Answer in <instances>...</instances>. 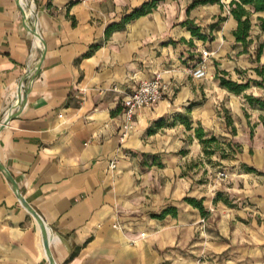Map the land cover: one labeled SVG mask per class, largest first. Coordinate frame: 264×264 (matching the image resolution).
<instances>
[{"label":"crops","instance_id":"1","mask_svg":"<svg viewBox=\"0 0 264 264\" xmlns=\"http://www.w3.org/2000/svg\"><path fill=\"white\" fill-rule=\"evenodd\" d=\"M22 1L28 21L18 0H0V126L24 85V101L0 130V163L50 227L56 264H264V112L244 98L264 97V83L236 95L216 78L262 80L259 27L245 51L227 6L188 15L191 0H162L109 33L152 0ZM219 16L227 19L212 31ZM186 20L209 39L193 37ZM207 48L215 54L209 76L194 79ZM156 75L163 100L137 111L121 141L124 98ZM198 127L225 138L215 160L236 174L211 180ZM167 208L177 213L154 217ZM0 264H50L40 225L1 169Z\"/></svg>","mask_w":264,"mask_h":264},{"label":"trees","instance_id":"2","mask_svg":"<svg viewBox=\"0 0 264 264\" xmlns=\"http://www.w3.org/2000/svg\"><path fill=\"white\" fill-rule=\"evenodd\" d=\"M162 0H152L150 2L144 3L139 8H136L126 16L121 24L111 26L108 29V32L110 33L112 30L116 28H121L124 26L125 23L135 20L139 17L146 16L153 12L158 6ZM218 4L222 9L227 6L230 15L234 18V20L237 22V27L233 31V36L235 37L236 43L241 44L244 46L245 51L248 48V46L251 44V31L253 28V19L254 16L257 15V22L258 27L262 34L264 35V16H261V14H264V0H230L228 4L223 3V0H191L190 4L187 7V14L190 15L193 10H195L199 6H205V5H214ZM226 17L219 16L217 18V21L214 22L209 26V28L213 30H219L220 26L223 22L226 21ZM183 26L188 27V30L191 32L192 36L203 41H207L209 39L208 36L202 34V28L197 26L193 20H186L182 23ZM211 41H214V37L212 36ZM264 54V42L261 43L257 50V59L260 61L261 56ZM201 59L198 61L200 62ZM255 72L259 77H261V81L258 80H252L249 79L246 83H239L237 81L232 80L229 77V73L226 71H218L216 78L220 81V85L227 89L229 92L234 93L236 95L242 94L244 91H246L251 83H254L255 85L262 86L264 83V63L261 64L258 68L255 69ZM242 73V72H241ZM247 102L253 106V107H260L261 109H264V100L255 98L251 95L245 96ZM230 123V122H229ZM264 124V122H263ZM187 126L191 128V123H187ZM196 137L200 140V142L204 146V153L206 155H211L213 151L208 150L209 147L215 143H218V139L215 136H209L205 133L204 129L201 127L196 128ZM229 155V154H228ZM226 157V156H224ZM249 172H255L256 170L254 168H245ZM191 205L199 208L202 212L204 211L202 202L187 198L186 200ZM177 209L176 208H167L161 212V214L154 215L155 218H164L169 214H176Z\"/></svg>","mask_w":264,"mask_h":264},{"label":"built area","instance_id":"3","mask_svg":"<svg viewBox=\"0 0 264 264\" xmlns=\"http://www.w3.org/2000/svg\"><path fill=\"white\" fill-rule=\"evenodd\" d=\"M90 1H99V0H90ZM19 5L22 10L25 12L28 20L31 19V11L27 7L23 6V1L20 0ZM201 61L196 64V66L191 70V75L194 79L204 80L209 76V61L214 56V53L203 49L201 51ZM24 86V85H22ZM166 91L165 84L161 76L156 75L155 78L150 80L142 81L137 88L133 90L132 93L127 95L123 100V107L125 108L124 112V123L122 126L121 141L126 140L129 135L135 129V114L137 111L145 108L152 107L157 105L164 98V92ZM18 100L7 108L4 113L3 121H5L8 116L14 113L16 106H18ZM3 121L1 122L3 124ZM115 164L112 165V168H115ZM221 177H227L226 173H220Z\"/></svg>","mask_w":264,"mask_h":264},{"label":"water","instance_id":"4","mask_svg":"<svg viewBox=\"0 0 264 264\" xmlns=\"http://www.w3.org/2000/svg\"><path fill=\"white\" fill-rule=\"evenodd\" d=\"M18 2L20 3V0H18ZM24 17L25 20L28 21V18L24 12ZM30 31L32 32V34L38 38L41 42H43L39 32L37 31V28L32 26L29 27ZM44 50H43V54L42 57L40 58L35 70L33 71V74L35 73V75L37 73H39V71L41 70V66H42V62L44 59ZM18 104H21L24 100H23V87L22 85L20 86L19 89V96H18ZM14 114H11L10 116H8V118L4 121V123L0 126V130H2L5 125H7V123L13 118ZM0 169L3 171V173L5 174L7 180H9V182L12 184L13 186V190L14 192L17 194L22 206L28 211V213L38 222V224L41 227L42 230V235H43V244H44V248H45V252L47 254L48 260L50 262V264H56L55 260L53 259L52 255H51V241H52V232L50 227L47 225V223L43 220V218L33 209L31 208L27 202L25 201V199L23 198L21 192L19 191V186L15 180V178L11 175V173L9 172V170L3 166L0 163Z\"/></svg>","mask_w":264,"mask_h":264},{"label":"rangeland","instance_id":"5","mask_svg":"<svg viewBox=\"0 0 264 264\" xmlns=\"http://www.w3.org/2000/svg\"><path fill=\"white\" fill-rule=\"evenodd\" d=\"M229 1L230 0H224V2H225V4H228L229 3ZM208 14L209 13H205V17H207L208 16ZM261 16H264V14H261ZM256 18H257V15H255L254 16V19H253V23H254V25H256V26H258L257 24H258V22H257V20H256ZM261 36V35H260ZM264 42V40L261 38V37H258L257 36V42H256V44H255V54L257 55V50H258V47H259V45L261 44V43H263ZM207 50L208 51H211L210 49H208L207 48ZM212 52V51H211ZM214 53V52H213ZM201 56H202V53H201ZM214 56H215V54H214ZM214 56L212 57V58H214ZM211 58V59H212ZM210 59V60H211ZM211 65H213V64H211ZM249 79H247V81H248ZM255 85V84H254ZM250 86H251V84H250ZM250 88V87H249ZM246 96V95H245ZM251 96H253V95H251ZM255 98H259V99H262V100H264V97H260V96H254ZM245 98V97H244ZM246 99V98H245ZM247 101V100H246ZM250 105V104H249ZM254 109H257V110H260V111H263L264 112V109H261L260 107L258 108V107H255ZM227 114V113H226ZM226 116V115H225ZM228 123V122H227ZM208 137H209V135H208ZM223 139H225L224 137H218V143H215V144H213V145H211L210 147H209V150H211V152L213 151V153L211 154V158H213V159H211V164H212V168H211V170H212V173H211V176H212V179L211 180H226L228 177L230 178V175L229 174H232V173H234V174H236V172H233V171H236V170H232L233 168L232 167H229L228 166V169H225V170H223V168L224 167H218V166H220V162H218L217 160H215V157L216 156H218V151H219V149H220V142L222 143V140ZM201 143V142H200ZM202 144V143H201ZM226 173L227 174V177L225 178V177H221V175H220V173ZM213 211V210H212Z\"/></svg>","mask_w":264,"mask_h":264},{"label":"bare ground","instance_id":"6","mask_svg":"<svg viewBox=\"0 0 264 264\" xmlns=\"http://www.w3.org/2000/svg\"><path fill=\"white\" fill-rule=\"evenodd\" d=\"M23 6L25 7V4H24V2H23ZM33 17V16H32Z\"/></svg>","mask_w":264,"mask_h":264}]
</instances>
